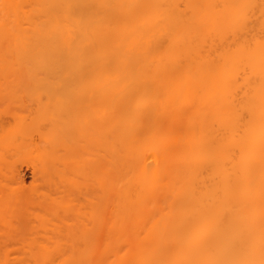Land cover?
Returning <instances> with one entry per match:
<instances>
[{"label": "bare ground", "instance_id": "6f19581e", "mask_svg": "<svg viewBox=\"0 0 264 264\" xmlns=\"http://www.w3.org/2000/svg\"><path fill=\"white\" fill-rule=\"evenodd\" d=\"M0 81V113L9 116L0 114V163H7L1 164L7 181L0 180V243L9 241L0 244V264H264V0H0ZM31 86V94L40 87L76 91L51 92L39 107L77 112L87 131L93 122V137L82 139L94 138V154L83 144V158H74L81 139L63 149L60 138L72 136L57 133L66 122L68 131L77 128L68 126L71 116L56 120L63 129L54 124L58 144L47 122L42 128L53 137L46 130L40 138L44 130L34 125L42 111H23L32 106L24 107L34 96ZM15 88L26 94L15 90L26 96L20 104ZM14 107L37 123L32 127L30 116H17ZM64 112L56 115L67 118ZM28 153L39 160L44 197L38 188L27 192L25 178L19 183L14 167ZM69 157L78 168L83 159L90 167L78 169ZM57 159L83 170L73 171L78 178L91 169L95 180L85 179L82 189L86 183L63 175ZM48 161L65 172L59 176ZM60 182L75 183L70 188L78 196L92 189L83 194L89 205L85 197L67 199L70 188ZM57 185L68 192L58 193ZM53 186L54 196L46 190ZM35 202H45L44 211ZM71 207L82 211L70 213Z\"/></svg>", "mask_w": 264, "mask_h": 264}, {"label": "rangeland", "instance_id": "374dc122", "mask_svg": "<svg viewBox=\"0 0 264 264\" xmlns=\"http://www.w3.org/2000/svg\"><path fill=\"white\" fill-rule=\"evenodd\" d=\"M0 82H1V81H0ZM0 85H1V84H0ZM28 85H29V84H28ZM24 86H25V84H24ZM24 86H21V87L24 88ZM0 87L3 88V86H0ZM29 87H30V86H29ZM29 87L27 86V88H29ZM4 88H5V87H4ZM19 88H20V87H19ZM19 88H18V90H17V88H15L13 91H14V92H16L15 90H17V91H20V90H21L22 92L24 91L22 88H21V89H19ZM25 88H26V87H25ZM27 88H26V89H27ZM38 89H39V88H38ZM38 89L35 88V89H34V90H35V94L33 93L34 90L32 91L33 94H31V90H32V86H31V89H29V90H30L29 93H30L31 95H34V96H33V97L31 96L32 98H31V97H27V99H28V98H29V99L27 100V103L25 104L26 106H24V105H22V106L19 105V106L17 107V110H19V109L21 110V108H22L23 106L27 108V104H28V103H32V106H31V107H30L31 104H30V105L28 104L29 106H28L27 110H23V109H22V110H23V111H29L28 109H30V108L32 109V108H33V109H35V111H37L36 109L40 108L39 111H42V113H45V114L43 115V114L40 112V113H39L40 115L38 114L39 117H37L36 115H37L38 111L36 112L35 117H37V121H38V123H37V122H36V123H37L38 125H40L39 122H41V128H40L39 126H36L37 124L34 123L31 119H28V118H32L31 116H33L34 114L32 115L31 112H30V113H28V112H23V113H27V114H28V115L25 114L26 117L31 115L30 117H27V122H29L28 124H30V125H31V124H32V125H33V124H36V125H34L35 127H38L39 130H41V129L44 130L45 128H44V127L42 128V123H43V125L46 127V125H45L44 123L47 122V123H48V124H47L48 126H47L46 128H49V131H50V132H54L53 134H55V135H53V134L51 133V136H52V135L55 136V138H54V142H57L56 144H58V141L61 140L60 143L62 142V140L64 141V142L62 143V147L65 146L63 149H65V148L67 149V145H65V143H67V144H72V143H73L74 145L72 144L73 146H72V145H71V146L74 147V146H75V143H76L79 139H81V141H82V142H85V143H82V144H81V142L78 141L79 146H78V143H76V145H77L78 147L75 146V147L78 148L77 150H79V148L82 149L83 147L80 146V145H83V144H84V146H87V147H88V145H90L89 148H90V147L92 148V147L94 146V142H95V141H94V138H92V139H93V143H92L93 145H92V146H91V144H90V143L92 142V139H88L89 141L87 140V142H88L89 144H87L86 140L83 141L85 138L82 139V137H87L89 134H92V131L95 130V127L93 126L94 123L92 122V123H91L92 125L90 124V122L93 121V119H92V120H88V119H91V118H92V117L90 116V114H89V111H87V110H89L88 108H87L86 111H87V115H88V114H89V115H88V116L86 115V117H87V119H86V123H87V124H85V125H88V121H89V125H91V126H90V127L88 126L89 129L87 128V129H88V131H87L86 128H82V127H81L82 125H78V123H79L78 119L80 120V118H78L79 114H78L77 112H75V114H74V111H73V112H71V114H72V115H71V114H70V111L68 112V111L65 109V110H64L65 112H64L63 110H61V111H63L65 114H67V115H66L67 118L65 117V118L63 119V116H61V115H63V112H61V111L59 112V111L56 110V108H54L53 106L51 107V106L49 105V106H46L47 108H46V107L43 108L44 110H46V112H44V110L41 109V108H42V107H41L42 105L39 107V103H44V104H45V103L48 102V100H51V99H50L51 97L53 98L54 96H57V94H58V96H60V94H62V93H63V94L68 93V91H71L72 94H76V91H74V90L72 91V89H70V90L65 89V90H67L66 92H64V89H62V91H60L61 89H59V92L56 91L57 89H53V90H51V91H47L46 88L43 89V87H42V88L40 87L39 92L42 91V92H40V94H41L42 96H44L45 99H44V97L40 96L41 98L39 97V99H40V101H39V100H35V99H34V97L37 96V95H36V90L38 91ZM0 90H1V88H0ZM3 90H5V89H3ZM45 90H46V91H45ZM6 91H8V90H6ZM9 91H12V89H10ZM13 91H12V92H13ZM21 91H20V92H21ZM25 91H26V90H25ZM0 92H1V91H0ZM27 92H28V90L26 91V93H27ZM43 92H44V93H43ZM51 92L53 93L54 96L51 94ZM55 92H58V93L56 94ZM60 92H61V93H60ZM73 92H75V93H73ZM1 93H2V92H1ZM1 93H0V95H1ZM23 93H24V92H23ZM23 93H21V95H20V93L18 94V92H16V94H17L18 96L15 94V95H16V97H14L15 99H16V98H19V97L21 96V98H19V100L21 99L20 101L17 99L19 104H20V102L23 100V98L26 97V96L22 97V96H23V95H22ZM42 93H43L44 95H43ZM69 93H70V92H69ZM7 94H9L8 96L10 97V93L7 92ZM11 94H12V93H11ZM13 94H14V93H13ZM24 94H25V93H24ZM27 94H28V93H27ZM40 94L38 93V96H39ZM47 94H48V95H47ZM2 95H5V94L3 93ZM2 95H1V97H2ZM19 95H20V96H19ZM25 95H26V94H25ZM45 95H46L47 97H46ZM50 95H51V96H50ZM6 96H7V95H6ZM28 96H29V94H28ZM38 96H37V97H38ZM49 96H50V98H49ZM1 97H0V100L2 101ZM12 98H13V97H12ZM35 98H36V97H35ZM46 98H48V99H46ZM9 99H10V98H9ZM15 99H13V100H15ZM25 99H26V98H25ZM25 99H24V101L26 102ZM31 99H32V100L34 99V100H35L34 102L38 101V102H36V103H38V106L36 105V106H37L36 108H35V106H34L36 103L34 104L33 101L29 102V100H31ZM11 100H12V99H10L9 101H11ZM9 101H8V102H9ZM14 103H16V102H14ZM23 103H24V102H23ZM8 104H9V103H8ZM12 104H13V103H12ZM3 105H4V103H3ZM13 105H14V104H13ZM15 105H17V104H15ZM46 105H47V104H46ZM20 106H21V108H19ZM5 107H6V106H5ZM15 107H16V106H15ZM15 107H14V108H15ZM8 108H9V107H8ZM26 108H25V109H26ZM52 108H53V110H52ZM2 109H3V106H2ZM10 109H11V108H10ZM33 109H32V110H33ZM54 109H55V110H54ZM12 110H13V108H12ZM20 110H19L18 114H20ZM47 110H49V112H48ZM50 110H51V111H54V112H53L54 114H52ZM2 111H3V110H1L0 112H2ZM13 111H14V113H15L16 108H15ZM35 111L33 110L32 113H34ZM10 112H11V111H10ZM16 112H17V111H16ZM47 112H48V114L51 113V114H52V117H53V116H55V117H53V119H52V117L50 116L51 114H49V116H47V115H48V114H46ZM23 113H22V114H23ZM56 113H57L58 115H59V113H60V114L62 113V114L60 115L62 118L59 116V117L61 118V120H59L60 118L56 115ZM68 113H69V115H68ZM76 113H77V115H76ZM0 114H1V116H2V114H3V117H4V115H6V112H5V114H4V112H3V113H0ZM7 114H8V113H7ZM10 114H11V113H10ZM10 114H9V115H10ZM15 114H16V113H15ZM18 114H16V115H17V116H21V117H25V116H23L24 114H23V115H18ZM29 114H30V115H29ZM65 114H64V116H65ZM16 115H15V117H16V120H17V116H16ZM42 115H43V116L46 115V117H47V118L45 117L46 120L43 119V117H41ZM6 116H8V115H6ZM68 116H71V117H72V118L69 117V118H70V122L72 123V125L70 124V122H68V123H69L68 126H76V127H77V128L72 127V130H73V131H72V130H71V131H68V128H66V127H67V125H66V124H67V122H66L67 120H65V119H68V120H69ZM8 117H9V116H8ZM8 117H6V118H8ZM15 117H14V118H15ZM26 117H25V118H26ZM10 118L12 119L13 116L11 117V115H10ZM39 118H41V121H40ZM48 118H49V120H48ZM50 118L52 119V121H51ZM54 118H56V119L54 120ZM32 119H33V118H32ZM35 119H36V118H35ZM28 120H30V121H28ZM56 120H57V123H59V124L61 123L62 120H63V122H66V124H64V125H65L64 129L66 130V132H65V130H64V131H63V130H60L61 132H64L63 134L60 133V131H58L59 133H57L56 130H57L58 128L55 129V130H53V128H56V127H62V129H63V124H62V126H59V125L57 126V125H56V124H57V123H56ZM58 120H59L60 122H58ZM76 120H77V121H76ZM50 121H51V122H50ZM53 121H54V122H53ZM74 121H75L76 123H75ZM9 122H12V120L9 121ZM9 122H8V124H9ZM13 122H15V121L13 120ZM32 122H33V123H32ZM52 122H53V123H52ZM16 123H17V122H16ZM49 123L53 124V126H50L51 124H49ZM73 123H74V124H73ZM14 124H15V123H14ZM28 124H27V126H28ZM54 124H55L56 127H54ZM15 125H16V124H15ZM32 125H31V126H32ZM9 126H10V124H9ZM11 126H12V124H11ZM27 126H25V128L30 129V131H31L33 126H32L31 128H28ZM13 127H14V126H13ZM29 127H30V126H29ZM35 127H34V128H35ZM80 127H81V128H80ZM85 127H86V126H85ZM91 127H92V128L94 127V128H93V130L90 131ZM11 128H12V127H10V130H11ZM50 128H52L53 131H52ZM13 129H14V128H13ZM27 129H26V130H27ZM74 129H77V130H76V133H75ZM78 129H79V131H78ZM82 129L84 130V133H85L86 131L88 132L87 135H86L87 132L85 133L86 136H85V135L83 136V135H82L83 132H80V131H82ZM26 130H25V132H26ZM33 130H34V129H33ZM43 130H41V131H43ZM46 130H47L46 133H48L47 136L50 138V137H51V136H49V133H50V132H48V129H46ZM46 130H44V132L42 133V135L40 136V138L46 134V133H45ZM31 132H32V131H31ZM31 132H30V133H31ZM36 132H37V129L35 130V134L37 135ZM38 132H39V131H38ZM55 132H56L58 135L60 134L59 137H62V135L65 134V135H64V136H66L65 139H70V138L67 137V135H68V136H69V135L72 136V139H70V140H71V143H68L70 140H69V141H68V140H64L63 137L60 138V140H59V139H58V135H56ZM67 132H72V133L68 134ZM73 132H74V133H73ZM78 132H80V134L82 133V134H81L82 136H81L80 134H79V135H80V136H79V135L77 134ZM90 132H91V133H90ZM44 133H45V134H44ZM32 134H33V132H32ZM35 134H34V135H35ZM43 134H44V135H43ZM72 134H73V135H74V134H77L78 136H77V135H74V136H73ZM34 135H33V136H34ZM22 136H23V135H22ZM38 136H39V134L37 135V138H38V139L35 137V138H36V141L39 140V137H38ZM53 136H52V137H53ZM70 136H69V137H70ZM76 136L78 137L77 140H76ZM19 137H20V136H19ZM26 137H27V136H26ZM26 137L24 138V136H23L24 139H26ZM30 137H31V136H30ZM52 137H51V138H52ZM56 137H57V138H56ZM79 137H80V138H79ZM88 137H93V135H89ZM33 138H34V137H33ZM33 138H32V139L30 138V139H31V141L34 142V144L31 143L30 145H32V147H33V146L36 147V149H37L36 144L42 147V145H40V143H42V142H39V141H38V142L35 144V138H34V139H33ZM73 138L75 139V141H74ZM20 139H21V137H20ZM20 139L18 138V140H20ZM24 139H23V140L21 139V140H22V141H25ZM55 139H56V140L58 139V141H56ZM26 140L28 141V138H27ZM72 140H73L74 142H73ZM27 141H26V142H27ZM41 141H42V140H41ZM65 141H68V142H65ZM90 141H91V142H90ZM26 142H25V143H26ZM27 143H28V142H27ZM27 143H26V144H27ZM60 143H59V144H60ZM0 144H1V143H0ZM63 144H64V145H63ZM30 145L28 146V149L30 148ZM60 145H61V144H60ZM32 147H31V148H32ZM34 147H33V148H34ZM58 147H59V145H58ZM72 147H70V148H72ZM33 148H32V150H33ZM91 148H90V149H91ZM93 148H94V147H93ZM93 148L91 149V151L87 148V150H85L84 153L86 154V151H88V150H89V152L92 153V150L95 149V148H94V149H93ZM66 149H65V151H67ZM73 149H74V148H73ZM75 149H76V148H75ZM75 149H74V150H75ZM84 149H86V147L83 148L82 150L84 151ZM0 150H1V149H0ZM34 150H35V149H34ZM34 150L31 152V155H32V153H34V154H35V153H38V152H36V151L34 152ZM58 150H62V149H59V148H58L57 151H58ZM74 150H73V151H74ZM82 150H81V152H80V150H79L80 153H79L78 151H76V153H73L72 150H71L70 152H72L73 156H74V154H76V157H77L78 155H80V154L83 152ZM30 151H31V150H29L28 152H30ZM57 151H55L54 153H56ZM65 151H64V152H65ZM0 152H1V151H0ZM58 152H59V151H58ZM58 152L56 153L57 155L59 154ZM62 152H63V151H62ZM64 152H63V153H64ZM77 152H78L79 154H77ZM93 152H94V151H93ZM60 153H61V151H60ZM63 153H61V155L59 154L60 156H59L58 158H61V156L63 155ZM91 153L89 154V153L87 152V154H89L90 156H91ZM95 153H96V152H95ZM56 154H55V155H56ZM67 154H68V152H67ZM67 154H66V155H67ZM70 154H71V153H70ZM87 154H86V157H87ZM92 154H94V153H92ZM2 155H3V154H2ZM2 155H1V156H2ZM29 155H30L29 153H28V156H26V155L23 156V154H22V156H23V157H22V156L19 155L20 158L17 159V161H16V164H17V165L15 164L16 166L14 167V168L17 167L16 169L19 170V171H18V170H15V171H18V172H16V174L20 172L19 175H21V177H20L21 180H20V178H19V179L17 178L18 180H20L19 183H21V181L25 178V179H24L25 183H24V182H23V183L25 184V187L27 188L26 191H27L28 189H29V190L37 189V188H38V185H40L39 182H41V181L39 180V179H41V178H40L41 175L39 174V170L41 171L42 169L40 168V165H37V164L39 163V162L37 163V160H38V159H37V158H38V154H37V156H36V159H37V160H35L36 163H34V159H33V157H31V156H29ZM35 155H36V154H35ZM64 155H65V154H64ZM64 155H63V156H64ZM82 155H84V154H82ZM82 155H81L80 157L78 156V159H79V158L81 159V157L83 158ZM89 155H88V156H89ZM1 156H0V157H1ZM68 156H69V155H68ZM73 156H72V158H73ZM92 156H94V155H92ZM2 157H3V156H2ZM56 157H57V156H55V158H56ZM70 157H71V155H70ZM70 157H69V158H70ZM11 158H12V157H11ZM11 158H6V159H7V160L10 159L11 161H9V162L11 163L12 161H14L13 158H12V159H11ZM14 158H15V157H14ZM16 158H17V157H16ZM34 158H35V157H34ZM63 158H64V157H63ZM74 158H75V156H74ZM84 158H85V157H84ZM87 158H89V157H87ZM87 158H86V159H87ZM90 158H91V157H90ZM90 158H89V159H90ZM93 158H94V157H93ZM93 158H92V159H93ZM6 159H5V160H6ZM70 159H71V158H70ZM70 159H69V160H70ZM86 159H85V160H86ZM92 159H91V160H92ZM60 160H61V159H59V160L57 159V163L55 162V164H56L57 167H59V169H60V167H62V169L66 170V173H63L64 170H63V171H59V170H57V169H56L57 167H55V164H53L54 166L52 167V163H51L52 161H51V162L48 161L49 164L51 163V164H50L51 169H52V168H55V169L57 170V172L59 171V172H58V175H59V176L62 175V174H59V173H63V175H64V174H68L69 177L73 179V181H75V180H76V177H77V176H74L73 171H75V173H76V172H81V171H83L84 169H88V168L90 167V166H88V168H87V167L84 165V164H86V163H84V159H83V160H82V161H83V165H81V161L77 160V162L79 161V163H80L79 166H82V167L85 166L86 168H85V167H83L84 169H83L82 167H79V168H78V167L74 164V163H75L74 160L72 161V159H71V161L73 162V163H71V164L75 165L76 168H78V169H83V170H81V171L78 170V169H77L78 171H76V169L70 170V169H72V168H70L71 166H68V165L65 163V161H67V163H69V160H67V159L65 160V159H64V160H65V161L63 162L64 165L58 163V161H60ZM38 161H39V160H38ZM40 161H41V160H40ZM87 161H90V160L87 159ZM87 161H86V162H87ZM0 162H1V160H0ZM2 162H3V163H0V180H1L2 178H4V176H3L4 174L2 175V173L5 172L4 168L2 169V166H5V165H1V164L6 163V161L2 160ZM48 162H47V164H48ZM28 163H29V164H28ZM53 163H54V162H53ZM87 163H88V162H87ZM6 164H7V163H6ZM41 164H42V163H41ZM47 164H46V165H47ZM49 164H48V165H49ZM57 164H59V165H57ZM71 164L69 163V165H71ZM77 164H78V163H77ZM8 165H9V163H8ZM11 165L14 166L13 164H11ZM35 165H36V166H39V167H37V169H38V168H40V169H39V170H37V169L35 170V167H36ZM46 165H45V166H46ZM61 165H63V166H61ZM66 165H67L68 168H70V169H69L70 171H69L67 168H64V167H66ZM73 165H72V166H73ZM86 165H87V164H86ZM89 165H91V164H89ZM41 166H44V165H41ZM50 166H49V167H50ZM8 167H9V166H7V168H8ZM10 168H12V167H10ZM27 168H28V169H27ZM46 168H47V166L45 167V169L43 168L44 171H46ZM5 169H6V167H5ZM62 169H60V170H62ZM89 170H91V169H89ZM89 170H86V171H88L87 173H88V176H89V177H87V175H86V177L92 180V181L90 180L91 182H89V184H90V183L92 184L93 180H95V177H94V179H93V178L91 177V175H89V172H90ZM13 171H14V169H13ZM44 171H43V172H44ZM51 171H52V170H51ZM71 171H72V172H71ZM91 171H92V170H91ZM7 172L10 173V172H12V171L10 170V172H9V171L6 170V174H8ZM47 172H49V170L46 171L45 173L47 174ZM53 172L56 173V172L54 171V169H53V171L51 172L53 175H51L50 172H49V173H50V175L53 176V178H54L55 175H54ZM64 172H65V171H64ZM68 172H71V173H68ZM92 173H93V171H92ZM92 173H91V174H92ZM11 174L14 175L13 173H11ZM41 174H42V171H41ZM43 174H44V173H43ZM70 174H73L72 176H74V178L71 177ZM77 174H79V173H77ZM77 174H75V175H77ZM94 174H95V173H94ZM8 175H9V174H8ZM26 175H27V176H26ZM39 175H40V177H39ZM56 175H57V174H56ZM2 176H3V177H2ZM16 176H17V175H16ZM25 176H26V177H25ZM51 176H50V177H51ZM78 176H79V175H78ZM81 176H82V175H81ZM81 176H80V177H81ZM83 176H84V174H83ZM92 176H95V175H92ZM11 177H12V176H11ZM18 177H19V176H18ZM22 177H23V179H22ZM46 177H49V175H46ZM57 177H58V176H57ZM61 177H62V176H61ZM61 177H59V178H61ZM80 177H79V178H80ZM5 178H6V177H5ZM5 178H4V179H5ZM12 178H13V177H12ZM33 178H34V179H33ZM37 178H38V179H37ZM43 178H44V177H43ZM51 178H52V177H51ZM59 178H56V179L58 180ZM65 178L68 179V177H64V179H65ZM77 178H78V177H77ZM79 178H78V179H79ZM87 178H84V177H83V179L80 178V180L82 179V181L84 182V180H85V179L87 180ZM62 179H63V178H62ZM66 179H65V180H66ZM89 179L87 180V182L89 181ZM10 180H12V179H10ZM10 180L8 179V181H10ZM33 180H35V181H33ZM41 180H42V179H41ZM45 180H46V178H45ZM54 180H55V179H54ZM65 180H64V181H65ZM80 180H79V181H80ZM5 181H7V178L5 179ZM36 181H38V182H36ZM50 181H53V180H50ZM58 181H61V180H58ZM58 181H57V183H55L56 181H54V183L52 182L53 185H54V184H59ZM66 181H69V182L71 181V182H72L71 179H70V180H66ZM76 181H77V180H76ZM82 181H81V182H82ZM11 182H12V181H11ZM69 182H66V183H69ZM71 182H70V183H71ZM77 182H78V181H77ZM4 183H5V182H4ZM4 183H3V184H4ZM9 183H10V182H9ZM19 183H18V184H19ZM60 183H61L60 185L63 184V182H60ZM70 183H69V184H70ZM79 183H80V182H79ZM79 183H78V184H79ZM84 183H86V181H85ZM0 184H1V183H0ZM43 184H44V182H43ZM69 184H66V186H64V185H62V186H64L65 188H67V187L70 188V187H72L75 183H74V184H71V186H70ZM82 184H83V183H81V185H82ZM89 184L87 185V183H86V185H82V186H84V187H81V188L84 189L86 186H89ZM91 184H90V185H91ZM7 185H8V184H7ZM10 185H11V184H10ZM15 185H16V183H15ZM15 185H14V186H15ZM35 185H36V186H35ZM68 185H69V186H68ZM14 186H13V187H14ZM22 186H23V184H22ZM40 186L43 187L42 184H41ZM44 186H46V185H44ZM48 186H49V185H48ZM48 186L44 187V189L47 188ZM57 186H59V185H57ZM62 186H61V187L59 186L60 189L62 188ZM75 186H77V185H75ZM75 186H74V187H75ZM79 186H80V185H79ZM1 187H2V186H1ZM11 187H12V185H11ZM11 187H10V188H11ZM18 187H19V186H18ZM18 187H17V189H18ZM41 187H40V190H41ZM51 187H52V184H51ZM51 187H49V188L46 189V190H49L50 192L52 191L51 194L53 195L55 189H57V188H55V187L53 186V187H54V188H53L54 190H53V189L50 190ZM90 187H91V186H90ZM90 187H88V189H89ZM4 188H6V186H5ZM19 188H20V187H19ZM69 188H68V189H69ZM77 188H79V191H80L81 188H80V187H77ZM2 189H3V188H1V190H2ZM7 189H8V188H7ZM13 189H14V188H13ZM44 189H43V190H44ZM58 189H59V188H58ZM60 189H59V190H60ZM72 189H74V188H72ZM86 189H87V187H86ZM86 189H85V190H86ZM3 190H4V192H5V189H3ZM18 190H19V189H18ZM20 190H21V189H20ZM38 190H39V188L37 189V192H38ZM40 190H39V191H40ZM59 190H58V193L61 192V193L63 194L62 191H63L64 189L62 188V190H60V191H59ZM69 190H70V192L66 191V192L69 193L68 196L70 195V196H69L70 198H68V196H66L67 199H69V200L72 199L71 196L74 195L73 198H75V196H76V198L80 197V198H78V199H80V200L82 199V200H83L84 197H85V199H86V198H87L86 196H89L90 193H89V194H86V193H88L89 190L91 191L92 189H89L88 192H86V193H85L84 190H82V193H83V194H84V193L86 194V196H83V194L81 193V194H82V195H81L82 197H81V196H78V193H80V192H78V191H77V192H74V193L76 194V195H75L73 192H71V188H70ZM6 191H7V190H6ZM24 191H25V190H24ZM41 191H42V190H41ZM41 191H40V192H41ZM74 191H75V189H74ZM83 191H84V192H83ZM86 191H87V190H86ZM0 192H2V191H0ZM8 192H9V191H8ZM18 192H21V191H18ZM22 192H23V191H22ZM27 192H29V191H27ZM31 192H32V191H31ZM31 192H30V193H31ZM33 192H34V191H33ZM33 192H32V193H33ZM42 192H43V191H42ZM44 192H45V190H44ZM64 192H65V190H64ZM66 192H65V193H66ZM9 193H10V192H9ZM9 193H8V194H9ZM32 193H31V194H32ZM38 193H39V192H38ZM91 193H92V191H91ZM2 194H3V192H2ZM10 194H12V195L15 196V194H13V193H10ZM21 194H22V193H21ZM21 194H20V195H21ZM25 194H26V192H25ZM25 194H24V196H25ZM54 194H55V193H54ZM56 194H57V193H56ZM62 194H59V195H62ZM72 194H73V195H72ZM6 195H7V194H6ZM18 195H19V194H18ZM26 195H27V194H26ZM32 195H34V193H33ZM35 195L37 196L38 194L36 193ZM35 195H34V196H35ZM39 195H42V194L39 193ZM39 195H38V196H39ZM45 195L50 196V195L48 194V192H47ZM64 195H65V194H64ZM66 195H67V194H66ZM90 195H91V194H90ZM16 196H17V194H16ZM30 196H31V195H30ZM36 196H35V197H36ZM38 196H37V198H38ZM42 196H43V195H42ZM42 196H39L40 199L38 198L39 200H41L40 202L43 201V199L41 198ZM53 196H54V195H53ZM55 196H56V195H55ZM21 197H23V196H21ZM31 197H33V196H31ZM35 197H34L33 199H35ZM43 197H44V196H43ZM57 197H58V196H57ZM66 197H64V199H65ZM52 198L54 199V197H52ZM55 198H56V197H55ZM62 198H63V196L61 197V199H62ZM76 198H75V199H76ZM28 199H29V196H28ZM31 199H32V198H31ZM38 199H37V202H38ZM59 199H60V198H59ZM78 199H77V200H78ZM88 199H89V198H87V199L85 200V201H88L87 204L89 203V200H88ZM44 200L47 201L46 198H45ZM57 200H58V199H57ZM57 200H56V201H57ZM80 200H78V201H80ZM24 201H25V198H24V200H23V203H24ZM73 201H74V199H73ZM71 202H72V200H71ZM75 202H76V200H75ZM75 202H74L73 204H75ZM82 202L85 203L84 201H82ZM30 203H33V202L30 201ZM38 203H39V202H38ZM60 203H61V201H60ZM76 203H80V202H76ZM83 203H80L79 205H81V204H83ZM28 204H29V203H28ZM28 204H25V205H28ZM33 204H34V203H33ZM33 204H29V205L32 206ZM35 204H37V203L35 202ZM44 204L46 205L45 202H44ZM73 204H71V206H73ZM85 204H86V203H85ZM85 204H83L82 206H79V208L82 209V207L85 206L83 209H86L88 206L85 205ZM37 205H40V204H37ZM45 205H44V206H45ZM54 205H55L56 208H58V204H54ZM75 205H76V204H75ZM77 205H78V204H77ZM88 205H89V204H88ZM20 206H22V205H20ZM20 206H19V207H20ZM23 206H24V205H23ZM42 206H43V204L40 205L41 210H42ZM44 206H43V209H45ZM46 206H47V205H46ZM52 206H53V205H52ZM19 207H18V208H19ZM25 207H26V206H25ZM37 207H39V206H37ZM73 207H74V206H73ZM73 207H71V209H70V213H72L71 210L73 209ZM26 208H27V207H26ZM34 208H35V207H34ZM52 208H54V206H53ZM76 208H77V207H76ZM79 208L76 209V210H78V211H76V212L82 211V210H80ZM35 209L37 210V208H35ZM36 210H35V211H36ZM86 210L89 211V210H90V206H89V209L87 208ZM86 210H83V211L86 212ZM30 211H31V210H30ZM35 211H34V212H35ZM42 211H44V210H42ZM88 211H87V212H88ZM76 212H75L74 209H73V213H74V214H77ZM85 212H84L83 214H86ZM89 212H90V211H89ZM70 213H69V215H71V216L68 215V217H69V218H70V217L74 218L75 215L73 214V216H74V217H73L72 214H70ZM81 213H82V212H81ZM86 215H87V214H86ZM66 216H67V215H66ZM72 218H71V219H72ZM86 219H87V216H86ZM67 220H68V219H67ZM69 220H70V219H69ZM74 220L77 221L76 218H75ZM86 221H88V220H86ZM72 222H73V221H72ZM24 223H25V222H24ZM68 223H71V220H70V222H68ZM78 223L82 224L80 221H78ZM78 223H77V224H78ZM27 224H29V223H27ZM30 224H32V223H30ZM37 224H38V223H37ZM71 224H72V223H71ZM75 224H76V223H74V225H75ZM88 224H89V221H88ZM32 225H33V224H32ZM84 225L87 226L86 224H84ZM24 226H25V224H24ZM24 226H23V228H24ZM70 226H73V225H70ZM70 226H69V227H70ZM79 226H80V225H79ZM79 226H76V227L73 226V227H75V229L78 230V227H79ZM25 227H26V226H25ZM28 227H29V226H28ZM81 227H82V226H80V228H79L80 231H81V229H82ZM83 228H84V227H83ZM87 228L89 229V226H88ZM90 228H91V227H90ZM21 229H22V228H21ZM71 229H72V228H70V230H71ZM73 230H74V228H73ZM90 230H92V229H90ZM21 231H22V230H21ZM24 231H25V230H24ZM74 231H76V230H74ZM92 231H93V230H92ZM25 232H26V231H25ZM86 232H87V231H86ZM88 232H89V231H88ZM18 234H19V233H18ZM23 234H24V232H23ZM26 234H27V233H26ZM89 234H90V233H89ZM27 235H28V234H27ZM29 235H31V234H29ZM17 236H18V238H19V237L22 236V235L19 234V235H17ZM23 236H24V235H23ZM15 237H16V236H15ZM26 237H27V236H26ZM28 237H30V236H28ZM2 238H4V237H2ZM2 238H1V240H3ZM5 238H6V236H5ZM32 238H33V236H32ZM12 239H16V238H12ZM20 239H21V238H20ZM5 240H8V239L6 238ZM21 240H23V238H22ZM13 241H14V240H13ZM4 242L7 243V242H9V241H3V243H4ZM10 242L13 243L12 240H10ZM21 242H22V241H20V243H18V245L21 244ZM5 243H4V244H5ZM14 243H15V242H14ZM16 243H17V242H16ZM0 244H1V243H0ZM4 244H1V245H2L1 247H3ZM9 244H10V243H8V246H9ZM5 245H6V244H5ZM10 245H11V244H10ZM18 245H16V246H18ZM21 245H22V244H21ZM21 245H20V246H21ZM9 247H10V246H9ZM12 247H13V246H12ZM13 248H14V247H13ZM16 248H17V247H16ZM18 248H19V247H18Z\"/></svg>", "mask_w": 264, "mask_h": 264}, {"label": "snow or ice", "instance_id": "6c2138e0", "mask_svg": "<svg viewBox=\"0 0 264 264\" xmlns=\"http://www.w3.org/2000/svg\"><path fill=\"white\" fill-rule=\"evenodd\" d=\"M243 118V117H242Z\"/></svg>", "mask_w": 264, "mask_h": 264}]
</instances>
